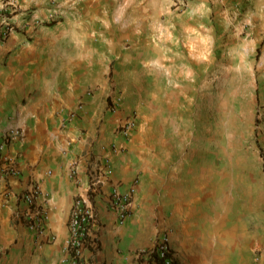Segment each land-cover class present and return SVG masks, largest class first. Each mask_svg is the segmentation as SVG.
<instances>
[{"label": "crops", "instance_id": "crops-1", "mask_svg": "<svg viewBox=\"0 0 264 264\" xmlns=\"http://www.w3.org/2000/svg\"><path fill=\"white\" fill-rule=\"evenodd\" d=\"M79 1L11 0L9 15L0 17V142L7 129H24L5 150L19 157L22 169L19 176L0 181V264H65L75 200L87 189L88 168L106 157L114 176L95 197L92 234L99 244L85 251V263L156 264L141 251L164 233L182 264H264V252L256 261L257 253L246 245L257 240L264 207L252 191L241 204L242 212L254 215L250 230L246 221L229 214L236 196L212 174L205 175V167L199 174L187 171L184 159L168 173L166 159L157 157L146 134L129 140L117 130L150 85L178 84L176 68L187 76V32L206 35L201 29H209L203 22L209 15L217 19L228 6L244 7V0H183L181 11L176 0H114L120 4L118 15L96 7L108 0H87L83 11ZM110 19L126 21L128 28L118 35L110 27L97 28V20ZM8 22L14 30L4 36ZM159 71L168 78L158 79ZM111 94L114 102L106 109ZM81 103L83 110L73 117ZM145 113L142 121L148 125L153 115ZM113 145L129 150L116 152ZM73 163L79 168L76 178ZM31 179L40 182L49 210L46 236L19 216L26 208L20 193ZM116 180L124 189L134 182L138 191L124 224L107 204ZM241 237L249 241L241 243Z\"/></svg>", "mask_w": 264, "mask_h": 264}, {"label": "rangeland", "instance_id": "rangeland-1", "mask_svg": "<svg viewBox=\"0 0 264 264\" xmlns=\"http://www.w3.org/2000/svg\"><path fill=\"white\" fill-rule=\"evenodd\" d=\"M10 1L0 0V17L9 15ZM86 1H79L80 6H84L82 11L87 9ZM244 4L240 9L228 6L227 13L219 14L221 17L217 19H214V13L209 15V19L203 22L210 30L197 27L206 34L204 36L188 31L187 76L182 68H176L174 81L178 84L170 82L147 87L148 94L144 93L141 103L132 107L127 118L132 115L137 122L129 140L136 133L146 134L157 157L166 159L168 173L187 159V171L191 168L199 174L205 167L208 170L205 175L212 174L214 182L230 189L236 197L234 212L229 214L246 221L251 230L254 215L242 212L241 204L245 194L250 195L251 191L255 199L264 203V50L261 42L264 39V16L257 14V11L264 12V1L244 0ZM175 6L179 11L185 8L178 2ZM96 7L100 10L105 7L118 15L120 4L108 0ZM253 11H256L255 15ZM80 13L85 15L87 11ZM96 22L97 28L110 27L117 35L128 28L124 25L126 21L119 19ZM212 28L215 30L211 33ZM156 77L166 80L168 73L159 71ZM115 87L113 84L112 88ZM105 100L108 109L114 102L112 94ZM146 111L153 115L152 120L149 118L150 129L142 121ZM128 150L125 145L124 153ZM204 159L209 161L207 165ZM137 202H140L139 198ZM260 213L257 240L246 244L253 247L252 253H257L256 261L264 252V207ZM240 241L247 243L249 240L241 237Z\"/></svg>", "mask_w": 264, "mask_h": 264}, {"label": "built area", "instance_id": "built-area-1", "mask_svg": "<svg viewBox=\"0 0 264 264\" xmlns=\"http://www.w3.org/2000/svg\"><path fill=\"white\" fill-rule=\"evenodd\" d=\"M185 7L183 0H177L176 4ZM14 27L8 22L5 25L3 35L11 33ZM116 107V106H115ZM83 110L82 103L74 110L71 115L78 116ZM137 125L134 116L130 115L121 126V133L125 137H129ZM24 134V129L20 126L11 127L3 134L0 142V157L3 161L0 166V181L6 180L7 177H16L21 174V166L19 157L5 153L9 146V142L14 138H20ZM264 140V134H263ZM114 150L123 151L124 145H113ZM79 168L75 163L72 166V175L77 177ZM89 181L85 192L80 193L75 200L72 212L70 215L69 229L70 237L68 239L69 258L65 264H89L85 263V251L88 248L95 249L98 246L96 237H93L92 226L96 220L95 197L100 193L101 187L107 183L109 178L114 176L113 163L110 158H102L94 168L89 169ZM137 186L133 182L125 189L122 188L121 181H115L111 184L110 193L107 199L108 206L117 214L119 223L124 224L128 220L135 198L137 197ZM26 208H24L19 216L29 223V226L34 229L39 235L46 236V225L50 217L49 210L43 204V190L38 180L31 179L26 183L24 189L20 193ZM158 251L161 255H166V251L171 248L168 236L164 233L156 240ZM154 244V245H155ZM80 261V262H79ZM166 264H172L171 257L167 258Z\"/></svg>", "mask_w": 264, "mask_h": 264}, {"label": "trees", "instance_id": "trees-1", "mask_svg": "<svg viewBox=\"0 0 264 264\" xmlns=\"http://www.w3.org/2000/svg\"><path fill=\"white\" fill-rule=\"evenodd\" d=\"M99 244V242L97 241ZM141 254L147 255L148 261L150 263L154 262L156 264H166L167 258L171 257L172 264H182L179 259L175 256L174 250L171 247L169 251H166V255H161L158 251V245L155 244L153 247H149L143 251ZM80 262V261H79Z\"/></svg>", "mask_w": 264, "mask_h": 264}]
</instances>
